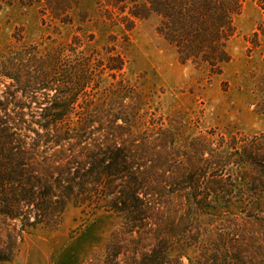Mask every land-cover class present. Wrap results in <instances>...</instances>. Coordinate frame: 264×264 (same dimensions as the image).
Wrapping results in <instances>:
<instances>
[{
	"label": "trees",
	"instance_id": "16d2710c",
	"mask_svg": "<svg viewBox=\"0 0 264 264\" xmlns=\"http://www.w3.org/2000/svg\"><path fill=\"white\" fill-rule=\"evenodd\" d=\"M244 2L105 0L103 6L127 29L157 15V32L179 61L214 76L232 59L229 43ZM257 3L264 34V0ZM19 43L0 49V82L12 80L6 103L19 108L0 115V264L14 258L31 229L59 227L71 205L120 218L90 264H264V133L226 139L194 136L182 117L168 125L122 76L125 57L87 54L79 36L51 52ZM107 71L115 81L104 87ZM41 89L55 94L33 97L45 104L40 110L16 99L19 90ZM233 204L240 214L224 212Z\"/></svg>",
	"mask_w": 264,
	"mask_h": 264
},
{
	"label": "rangeland",
	"instance_id": "374dc122",
	"mask_svg": "<svg viewBox=\"0 0 264 264\" xmlns=\"http://www.w3.org/2000/svg\"><path fill=\"white\" fill-rule=\"evenodd\" d=\"M104 1L9 0L0 8V49L27 41L40 43L42 50L51 52L79 36L87 54L100 59L124 56L122 76L145 94L144 108L165 116L168 125L182 117L194 136L225 135L228 139L237 133H264V34L258 30L263 12L257 0H245L236 17L237 33L229 43L232 59L214 76L205 66L179 61L175 47L157 32V15L138 19L127 29L120 18L112 20L105 15ZM109 73L104 87L115 81ZM10 83L11 78L0 82L3 116L6 110L19 109L6 103ZM49 93L54 95L55 90H19L16 99L30 102L29 109L40 110L45 104L32 102L33 97L44 101ZM224 212L240 214L241 209L233 204ZM119 223L114 211L102 208L92 214L71 205L59 227L31 229L14 258L3 264H90L103 254Z\"/></svg>",
	"mask_w": 264,
	"mask_h": 264
}]
</instances>
